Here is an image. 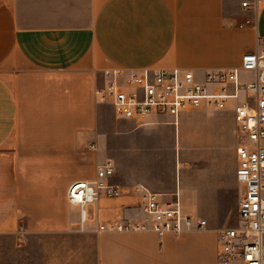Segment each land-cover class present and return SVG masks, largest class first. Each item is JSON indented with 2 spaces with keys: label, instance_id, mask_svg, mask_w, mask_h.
Segmentation results:
<instances>
[{
  "label": "crops",
  "instance_id": "0c3cea01",
  "mask_svg": "<svg viewBox=\"0 0 264 264\" xmlns=\"http://www.w3.org/2000/svg\"><path fill=\"white\" fill-rule=\"evenodd\" d=\"M263 46L264 0H0V236L15 246L27 232L94 238L96 264H218L215 217L242 192L232 103L184 111L176 123L112 111L106 134L94 88L112 70L176 68L202 79ZM106 161L109 182L129 194L99 197L81 216L67 187L92 181ZM139 188L205 225L98 230L115 218L148 221Z\"/></svg>",
  "mask_w": 264,
  "mask_h": 264
},
{
  "label": "built area",
  "instance_id": "2783aa9c",
  "mask_svg": "<svg viewBox=\"0 0 264 264\" xmlns=\"http://www.w3.org/2000/svg\"><path fill=\"white\" fill-rule=\"evenodd\" d=\"M241 6L248 7V1ZM241 73L250 78L242 79ZM104 75L106 80L94 88V97L110 106L116 119L147 123L150 116L158 115L176 123L184 111L203 106L224 110L232 103L238 135L236 178L242 192L237 223L217 231V259L218 264H264V46L244 53L239 67L208 70L202 79L176 68L112 70ZM86 149L94 150L95 144L88 143ZM112 174L109 161L97 163L92 181H75L67 187V200L81 209V216L99 197L129 194L109 182ZM139 191V206L148 221L115 218L101 223L98 230L150 229L161 235L181 233L193 223L200 228L205 225L204 219L184 214L177 201L162 203L149 190Z\"/></svg>",
  "mask_w": 264,
  "mask_h": 264
},
{
  "label": "rangeland",
  "instance_id": "374dc122",
  "mask_svg": "<svg viewBox=\"0 0 264 264\" xmlns=\"http://www.w3.org/2000/svg\"><path fill=\"white\" fill-rule=\"evenodd\" d=\"M242 79L250 75L241 73ZM103 132L110 133L112 125V109L102 104ZM170 162L171 153H167ZM175 162L178 161L174 153ZM238 199H226L223 202L221 216L215 217L219 228L237 223ZM0 264H96L95 239L75 233H23L17 245L8 237L0 236Z\"/></svg>",
  "mask_w": 264,
  "mask_h": 264
}]
</instances>
